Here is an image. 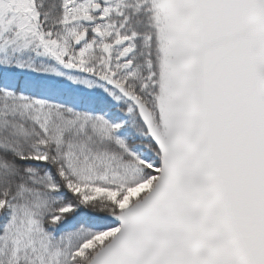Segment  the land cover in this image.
<instances>
[{
    "label": "snow or ice",
    "instance_id": "1",
    "mask_svg": "<svg viewBox=\"0 0 264 264\" xmlns=\"http://www.w3.org/2000/svg\"><path fill=\"white\" fill-rule=\"evenodd\" d=\"M0 264H264V0H0Z\"/></svg>",
    "mask_w": 264,
    "mask_h": 264
}]
</instances>
